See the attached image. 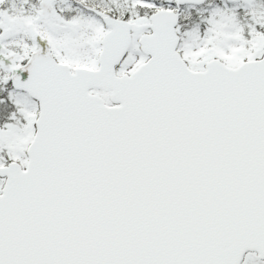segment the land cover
Here are the masks:
<instances>
[{
  "label": "snow or ice",
  "instance_id": "snow-or-ice-1",
  "mask_svg": "<svg viewBox=\"0 0 264 264\" xmlns=\"http://www.w3.org/2000/svg\"><path fill=\"white\" fill-rule=\"evenodd\" d=\"M0 264H264V0H0Z\"/></svg>",
  "mask_w": 264,
  "mask_h": 264
}]
</instances>
